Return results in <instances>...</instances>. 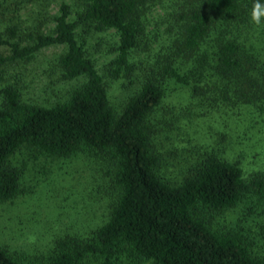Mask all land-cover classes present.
<instances>
[{
  "label": "trees",
  "instance_id": "obj_1",
  "mask_svg": "<svg viewBox=\"0 0 264 264\" xmlns=\"http://www.w3.org/2000/svg\"><path fill=\"white\" fill-rule=\"evenodd\" d=\"M37 1L0 0V48L10 52L0 54V68L62 46L53 71L61 81H82L49 107L24 103L16 84L1 90L0 202L19 193L11 158L23 147L58 158L89 151L105 164L115 192L106 221L86 238L57 239L45 264L90 257L128 264L116 260L124 254L156 264H264L255 243L207 219L244 199L264 204V170L245 175L237 157L216 146L225 131L214 145L174 144L182 120L205 116L238 129L247 117L249 127L264 125V0H80L76 19L62 1L55 15L19 21L23 6ZM154 7L163 13L150 20ZM80 25L118 35L115 62L137 86L119 113L76 39ZM133 51L144 54L138 64L129 63ZM179 91L185 101L164 105ZM0 264L22 262L0 248Z\"/></svg>",
  "mask_w": 264,
  "mask_h": 264
},
{
  "label": "rangeland",
  "instance_id": "obj_2",
  "mask_svg": "<svg viewBox=\"0 0 264 264\" xmlns=\"http://www.w3.org/2000/svg\"><path fill=\"white\" fill-rule=\"evenodd\" d=\"M62 1L70 6V19H76L80 0H38V3L23 6L17 13L19 21L26 19L28 25L30 17L55 15ZM162 13V9L154 7L147 16L150 20L157 19ZM51 25L49 23L48 27ZM152 27L150 22L148 30ZM76 39L101 75L110 103L119 113L126 97L137 86L123 75V66L115 62L118 56L116 31H85L80 25L76 29ZM62 50V46L44 48L27 62H10L1 67L0 105L1 90L11 83L18 85L24 103L49 107L65 101L82 80H59L53 65ZM0 54L8 56L9 49L0 48ZM143 57V52L133 51L129 63L138 64ZM186 97L184 91L174 92L164 105H177ZM248 121L245 117L238 129H223L205 116L195 118L190 124L182 120L183 135L175 137L177 142L174 144L178 147L186 146L188 142L214 145L217 132L225 131L227 138H222L216 146L224 145L226 156L237 157L245 175H248L264 170V125L251 123L253 127H249L251 121ZM11 164L20 172L19 193L11 200L0 202V248L17 257L22 264H45L57 239L67 236L86 238L90 231L106 221L115 195L111 174L105 164L89 151L58 158L39 155L23 147L12 156ZM207 219L215 230L237 231L264 253V204L244 199L233 208L207 213ZM97 260L90 257L85 264H93ZM116 260L128 264H156L151 259L132 258L125 254Z\"/></svg>",
  "mask_w": 264,
  "mask_h": 264
}]
</instances>
